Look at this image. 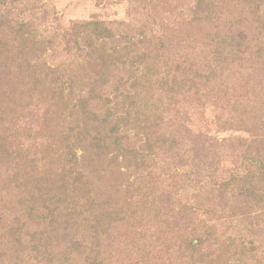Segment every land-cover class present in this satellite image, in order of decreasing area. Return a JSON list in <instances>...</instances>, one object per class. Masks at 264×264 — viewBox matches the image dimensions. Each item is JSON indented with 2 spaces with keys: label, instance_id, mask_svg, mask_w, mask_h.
Segmentation results:
<instances>
[{
  "label": "trees",
  "instance_id": "16d2710c",
  "mask_svg": "<svg viewBox=\"0 0 264 264\" xmlns=\"http://www.w3.org/2000/svg\"><path fill=\"white\" fill-rule=\"evenodd\" d=\"M131 11L0 0V264H264V0Z\"/></svg>",
  "mask_w": 264,
  "mask_h": 264
},
{
  "label": "rangeland",
  "instance_id": "374dc122",
  "mask_svg": "<svg viewBox=\"0 0 264 264\" xmlns=\"http://www.w3.org/2000/svg\"><path fill=\"white\" fill-rule=\"evenodd\" d=\"M55 4L65 26L92 18L126 20L132 12V0H55ZM213 114L209 115L211 121Z\"/></svg>",
  "mask_w": 264,
  "mask_h": 264
}]
</instances>
